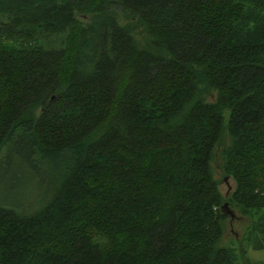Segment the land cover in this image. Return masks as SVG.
<instances>
[{
  "label": "trees",
  "instance_id": "1",
  "mask_svg": "<svg viewBox=\"0 0 264 264\" xmlns=\"http://www.w3.org/2000/svg\"><path fill=\"white\" fill-rule=\"evenodd\" d=\"M0 158V264H235L232 209L264 248V0H0Z\"/></svg>",
  "mask_w": 264,
  "mask_h": 264
},
{
  "label": "rangeland",
  "instance_id": "2",
  "mask_svg": "<svg viewBox=\"0 0 264 264\" xmlns=\"http://www.w3.org/2000/svg\"><path fill=\"white\" fill-rule=\"evenodd\" d=\"M37 41L45 47H48L45 41L37 38ZM212 175L217 180L218 189L222 196L226 197L233 188V182L230 178L224 179L218 173L216 166L211 165ZM39 179L31 176L30 173L24 168V165L18 159H1L0 158V206H14L26 205L36 198L39 190ZM233 217L231 220L228 218L225 221V230L223 232L221 243L231 246L236 254L235 264H242L244 259L252 261L264 260V248L255 249L241 241L244 237V230L248 223L247 217L238 214L232 209ZM244 235V236H243ZM240 247L243 253H240Z\"/></svg>",
  "mask_w": 264,
  "mask_h": 264
},
{
  "label": "water",
  "instance_id": "3",
  "mask_svg": "<svg viewBox=\"0 0 264 264\" xmlns=\"http://www.w3.org/2000/svg\"><path fill=\"white\" fill-rule=\"evenodd\" d=\"M224 179H226V177H224Z\"/></svg>",
  "mask_w": 264,
  "mask_h": 264
}]
</instances>
